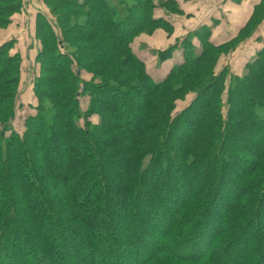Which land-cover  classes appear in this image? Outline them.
I'll use <instances>...</instances> for the list:
<instances>
[{"label": "trees", "instance_id": "trees-1", "mask_svg": "<svg viewBox=\"0 0 264 264\" xmlns=\"http://www.w3.org/2000/svg\"><path fill=\"white\" fill-rule=\"evenodd\" d=\"M42 3L20 130L21 58L15 40L0 43V264H264V47L240 74L218 68L264 0L228 41L190 32L157 80L131 43L171 28L154 16L160 0ZM21 6L0 0V28Z\"/></svg>", "mask_w": 264, "mask_h": 264}, {"label": "crops", "instance_id": "crops-1", "mask_svg": "<svg viewBox=\"0 0 264 264\" xmlns=\"http://www.w3.org/2000/svg\"><path fill=\"white\" fill-rule=\"evenodd\" d=\"M165 2L167 5H164ZM259 2L260 0H160V4L154 9V16L166 20L171 28H157L151 34H140L131 43L132 51L145 61L150 76L155 80L160 79L173 63L180 61L181 41L190 32L201 26H210L212 42L218 44L228 41L242 31L254 6ZM38 12L49 15L42 0H22L19 13L12 16L6 27L0 28V43L15 40L14 45L21 58L20 81L26 75L29 76V86L20 99L22 108L19 109L14 124L19 123L30 112L26 104L31 96L30 81L37 72L34 58L38 45L34 26ZM192 44L199 45L197 37H192ZM171 46L174 48L168 58L158 62L157 51ZM263 47L264 16L250 36L240 41L228 55L221 57L219 67L228 65L240 74L242 66Z\"/></svg>", "mask_w": 264, "mask_h": 264}, {"label": "rangeland", "instance_id": "rangeland-1", "mask_svg": "<svg viewBox=\"0 0 264 264\" xmlns=\"http://www.w3.org/2000/svg\"><path fill=\"white\" fill-rule=\"evenodd\" d=\"M14 49H16V47L14 48ZM18 50V49H17ZM154 52V51H153ZM155 53V52H154ZM139 57V56H138ZM219 64H220V61H219V63H218V67H219ZM246 64V63H245ZM245 64L242 66V68H241V73L243 72V69H244V66H245ZM221 67H227L228 68V70L231 72V73H234V74H237L232 68H230V67H228V65H221ZM221 67H219V68H221ZM240 72H238V73H240ZM21 79V78H20ZM28 81H29V76H25V79H24V77L22 78V81H20V84H19V86H20V88L18 89V94H19V102H20V99H21V97H22V95L24 94V92L26 91V89L28 88V86H29V83H28ZM31 82V86H32V82H33V80L32 81H30ZM191 99V97L190 98H188V99H186V100H184V102H183V104L184 105H187L188 103H189V100ZM28 103H31L32 102V100H31V96L29 97V99H28V101H27ZM85 103H87V98L86 97H81V99H80V107L81 108H84L85 107ZM182 103H180V102H177L176 104H175V109H174V111H173V113H172V115L174 114H176L178 111H180L184 106H182L183 105ZM128 108H129V110H132V111H134V110H136V107H134L132 104H130V106H128ZM18 115V114H17ZM22 120L23 119H21L20 120V122L19 123H15V124H13V128H14V130L16 129V130H20L21 128V124H22ZM57 145L58 146H60V144H59V142L57 143ZM239 150H242V149H237L236 151L237 152H239ZM236 151H233V154L235 155V153H236ZM61 155H62V153H61ZM58 159H60V156H58ZM58 159H57V161H58ZM242 165H243V160H240L239 161V164L237 165V167H235L234 168V170L236 171V172H239V171H241L242 170ZM229 173H231V172H229ZM188 181L190 182V184L192 185V182H191V180L190 179H188ZM69 185H70V183H67V185H65V190L66 191H70L71 190V188L69 187ZM220 185V184H219ZM222 185H220V186H218V194L220 195V197L225 201V203H228L229 201H228V198L226 197V195H225V192H223V189L222 188H220ZM232 187H240L238 184H234ZM17 189H19V188H16L15 189V192H12V194H16V191H17ZM161 207H162V209H165V211H166V213L168 214L169 212H170V210H169V208L167 207V205H161ZM218 211H221L220 209H218ZM136 212L138 213V209L136 210ZM123 218L122 219H124V218H126V213L125 212H122L121 214H120ZM169 215V214H168ZM120 216L118 215V214H116V216H115V220L118 222L119 220H120V218H119ZM121 222V221H120ZM126 230H128V228H126L124 225H118L117 227H116V231L117 232H119V233H121L122 235H124L125 236V233H126ZM66 243H68V242H66Z\"/></svg>", "mask_w": 264, "mask_h": 264}]
</instances>
